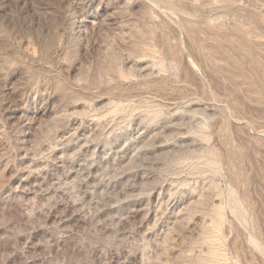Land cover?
Masks as SVG:
<instances>
[{
    "label": "rangeland",
    "instance_id": "rangeland-1",
    "mask_svg": "<svg viewBox=\"0 0 264 264\" xmlns=\"http://www.w3.org/2000/svg\"><path fill=\"white\" fill-rule=\"evenodd\" d=\"M0 264H264V0H0Z\"/></svg>",
    "mask_w": 264,
    "mask_h": 264
}]
</instances>
